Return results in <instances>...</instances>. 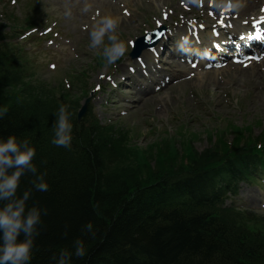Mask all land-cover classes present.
<instances>
[{
	"label": "trees",
	"instance_id": "trees-1",
	"mask_svg": "<svg viewBox=\"0 0 264 264\" xmlns=\"http://www.w3.org/2000/svg\"><path fill=\"white\" fill-rule=\"evenodd\" d=\"M21 70L11 50L0 45V107L7 108L0 137L29 139L37 174L49 185L37 190L35 175L25 171L17 190L18 196L30 190L26 204L41 213L31 264H55L53 253L72 251L77 237L84 239L87 255L73 256L71 264H264V227L257 216L218 207L227 191L217 188L218 178L234 179L243 164H264L253 139L230 146L221 133L201 152L186 145L184 165L171 143L133 152L121 136L109 138L93 124L91 113L77 123L70 109L71 148L57 147L50 142L53 113L62 103L46 88L20 86ZM87 120L92 124L85 127ZM230 130L244 138L233 127L225 131ZM125 160L131 165L124 166ZM174 175L181 177L173 180ZM236 180L229 182L236 187ZM89 221L94 233L83 235Z\"/></svg>",
	"mask_w": 264,
	"mask_h": 264
},
{
	"label": "rangeland",
	"instance_id": "rangeland-1",
	"mask_svg": "<svg viewBox=\"0 0 264 264\" xmlns=\"http://www.w3.org/2000/svg\"><path fill=\"white\" fill-rule=\"evenodd\" d=\"M26 1L16 0V3L8 4L5 0L7 5H0V24L8 32L14 27V23L7 19L8 15L19 18L20 22L25 16L30 15H34L37 22L46 17L58 20L57 25L61 33L59 42L68 44L72 41L75 49L69 45L68 48L61 47L55 51L60 53L59 57L54 58V50L50 46L46 48L48 57L41 54L40 66L35 71L34 78L43 80L55 88L61 79L66 85L65 78L74 86L76 76H82L86 86L82 87V82L75 83L74 89L71 86L67 93L70 99L80 97L84 90L89 92L91 86L97 83L103 84V80L97 76L98 73L120 74L121 65L131 63L126 51L121 63L115 67L117 70L111 71V66L98 65L101 64L100 60L87 47L88 33L98 19L107 15L119 18L117 32L126 43L128 39L140 36L144 26H150L148 17L151 14L159 16L160 10L164 8L165 11L172 9L173 18L178 20L182 15L195 18L192 8L197 7L195 0H188V2L183 0H128L124 3L131 17H127L121 13L120 6L123 3L121 0H34V7H37V11H28L26 6L23 7ZM222 4L223 2H217L216 6L219 7ZM186 5L191 8L183 9ZM243 6L244 3L238 2L236 12ZM196 11L197 15L202 16L201 18L210 19L207 11L200 8ZM256 11L257 9L253 12ZM177 22L180 28L179 21ZM13 41L17 39L13 38ZM50 62H55L54 70L48 67ZM229 64L230 66L221 70L216 69L209 74L204 70H196L194 75L185 77L177 83H168L161 91L154 94H136L138 101L133 103L125 101L133 90L123 88L120 94L107 93L108 91L96 92L90 103L99 121L104 122L108 118L118 117L115 128L129 132V144H135L137 148L133 149V152L146 151L152 143H162L171 139V145L178 147L179 153L185 155L183 143L191 133H198L199 138L194 140L193 147L200 151L208 144L205 130L220 129L222 126H227L228 122L239 126L251 125L254 134H258L264 127V63L256 68L260 73L258 76L253 75L252 70L255 72V69H251V66L242 69ZM184 73H189V69L184 67ZM82 101L81 99L80 102ZM105 101L108 103L106 108H99V104ZM119 111H124L125 114L118 116ZM128 157L133 159L134 165L142 167L141 160H136L132 155ZM130 165L129 160H125L124 166ZM122 175L127 180L130 178L127 171H123ZM249 183L240 184L238 196L234 199L235 204L252 208L264 215V205L256 201L258 199L256 191H261V188L254 187L255 185L250 186L251 183ZM257 218L261 219L260 216Z\"/></svg>",
	"mask_w": 264,
	"mask_h": 264
},
{
	"label": "clouds",
	"instance_id": "clouds-1",
	"mask_svg": "<svg viewBox=\"0 0 264 264\" xmlns=\"http://www.w3.org/2000/svg\"><path fill=\"white\" fill-rule=\"evenodd\" d=\"M236 5H233L235 7ZM119 18L107 15L98 19L88 33V49L100 60L104 67L115 64L124 57L127 46L120 38L117 28ZM182 47V46H181ZM69 105L60 104L53 113L51 144L66 149L71 148L73 124ZM7 113V108L0 107V119ZM36 149L29 139H18L10 134L0 137V264H31L34 255V239L38 235L37 225L41 223L40 209L28 207L26 202L30 190L17 195L20 178L25 171L35 175L33 187L39 191H47L49 185L44 174H37V166L33 163ZM94 233L91 221L82 226V234ZM21 235L23 238L20 239ZM87 247L84 239L77 237L72 251L62 249L57 256L53 253L51 260L55 264H71L72 257L84 258Z\"/></svg>",
	"mask_w": 264,
	"mask_h": 264
},
{
	"label": "bare ground",
	"instance_id": "bare-ground-1",
	"mask_svg": "<svg viewBox=\"0 0 264 264\" xmlns=\"http://www.w3.org/2000/svg\"><path fill=\"white\" fill-rule=\"evenodd\" d=\"M207 3V6H209V3H208V0H203ZM217 2H220L219 0H216ZM225 1H229L231 2V5H230V8H229V11H235V8H237V4L238 2L239 3H244V6L243 8H240L239 9V14L242 15V16H246V15H249L251 14L253 11H255L258 6L260 5L259 3L262 1V0H225ZM233 5H236L235 7H233ZM131 17V16H130ZM252 66H255L256 67V64H251ZM251 69H255V68H252ZM207 74L211 73V72H205ZM252 73L254 76H258L260 73L259 72H253L252 70Z\"/></svg>",
	"mask_w": 264,
	"mask_h": 264
}]
</instances>
